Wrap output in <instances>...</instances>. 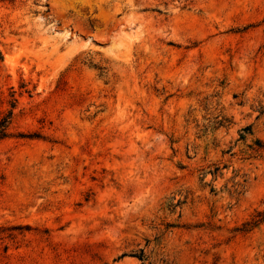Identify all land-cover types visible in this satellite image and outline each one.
<instances>
[{
	"label": "rangeland",
	"instance_id": "374dc122",
	"mask_svg": "<svg viewBox=\"0 0 264 264\" xmlns=\"http://www.w3.org/2000/svg\"><path fill=\"white\" fill-rule=\"evenodd\" d=\"M0 264H264V0H0Z\"/></svg>",
	"mask_w": 264,
	"mask_h": 264
},
{
	"label": "trees",
	"instance_id": "16d2710c",
	"mask_svg": "<svg viewBox=\"0 0 264 264\" xmlns=\"http://www.w3.org/2000/svg\"><path fill=\"white\" fill-rule=\"evenodd\" d=\"M9 121L7 118L2 119L0 122V139L6 136V129L8 127Z\"/></svg>",
	"mask_w": 264,
	"mask_h": 264
}]
</instances>
